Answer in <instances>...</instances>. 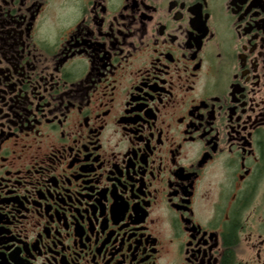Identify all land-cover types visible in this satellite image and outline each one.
I'll use <instances>...</instances> for the list:
<instances>
[{"label":"flooded vegetation","instance_id":"af4514ba","mask_svg":"<svg viewBox=\"0 0 264 264\" xmlns=\"http://www.w3.org/2000/svg\"><path fill=\"white\" fill-rule=\"evenodd\" d=\"M0 264H264V0H0Z\"/></svg>","mask_w":264,"mask_h":264}]
</instances>
